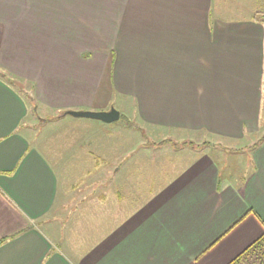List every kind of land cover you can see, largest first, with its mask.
Listing matches in <instances>:
<instances>
[{
    "label": "crops",
    "instance_id": "0c3cea01",
    "mask_svg": "<svg viewBox=\"0 0 264 264\" xmlns=\"http://www.w3.org/2000/svg\"><path fill=\"white\" fill-rule=\"evenodd\" d=\"M10 2L0 0V264H226L264 232L261 4ZM14 71L29 89L1 75ZM104 82L159 135H143L152 144L141 161L126 153L124 180L119 165L107 193L82 199L88 207L75 220L71 207L59 228L55 214L69 204L26 131L38 109L32 94L64 113L84 111L106 100Z\"/></svg>",
    "mask_w": 264,
    "mask_h": 264
},
{
    "label": "rangeland",
    "instance_id": "374dc122",
    "mask_svg": "<svg viewBox=\"0 0 264 264\" xmlns=\"http://www.w3.org/2000/svg\"><path fill=\"white\" fill-rule=\"evenodd\" d=\"M240 1L241 0H229L232 4H238ZM244 1L247 2L249 0ZM251 2L254 7L261 4V7L258 8L264 11V0H251ZM9 5H12V3L10 0H6V6ZM257 16L261 18L264 17V14L263 16L257 14ZM84 50L87 49L84 48ZM10 65L11 68L16 69L14 64ZM2 68L5 70L4 67ZM7 70L11 74L12 71L10 69H6V71ZM35 71L36 69L34 66L33 72ZM14 72L17 78L11 76V79L9 74L6 78L17 87L29 89L31 83L26 81L27 79L24 78L25 75L17 71ZM101 80L105 81L106 78H102ZM107 81L109 80L107 79ZM105 84V82L102 83L103 87ZM107 84L105 86L106 88L109 87ZM45 88L44 85V89ZM111 88L109 87V90L102 88V91H107H104V94L107 96L106 100L102 97L101 101L96 99L95 102L92 103L93 106L84 105L82 107L86 108V110H97L101 107H106L109 110L111 108H116L118 111L120 110L121 117L110 123L88 117H78V119L83 121L82 123L92 124L75 125L73 121L77 118L76 116L70 113H64L66 111L63 112L54 106L46 107L43 103H40V98H38L35 90L34 95L32 94V96H36V99H39L37 100L38 109L33 117H30V122H33V124L35 123V125L27 127L26 131L34 137L35 144L48 155L49 160L56 168L59 179L60 200L69 204L65 211L55 214L57 217V226L59 228L63 225L61 224V219H64V217L69 214L71 215L72 212L69 211L71 207L78 206L77 211L72 213V218L74 217L75 220L77 216H79V213L85 207H88L79 206L82 199L97 198L100 194L107 193L108 190L104 189V187L107 186L109 178L113 176L115 167H119V165L122 177L120 174L118 177L123 181L124 163L127 162L125 157L126 153H128L129 150L131 152L133 151V153L139 157L137 160L141 161V147L152 144L146 142L147 139L144 140L142 138L143 135L158 134L153 127H147L141 124L139 120L131 115L132 113H129L127 109L122 107L126 95L118 90L115 82ZM41 98H43L42 93ZM98 102H102V104L99 105ZM152 130H155V132ZM252 140H257V138ZM248 142L245 140L241 143L246 144ZM165 151V149H162L152 154H161L165 156ZM82 160L84 161L83 164ZM96 161L99 164L97 168L95 167ZM78 163L79 166H77ZM138 179H140V177H138ZM73 183L76 184L75 188H72ZM69 223L65 225L67 226Z\"/></svg>",
    "mask_w": 264,
    "mask_h": 264
},
{
    "label": "trees",
    "instance_id": "16d2710c",
    "mask_svg": "<svg viewBox=\"0 0 264 264\" xmlns=\"http://www.w3.org/2000/svg\"><path fill=\"white\" fill-rule=\"evenodd\" d=\"M264 14V11H256L255 19L263 20L264 17H258ZM2 76H7L5 72H1ZM15 234H13L14 236ZM8 237H3L0 239V244L5 241ZM226 264H264V232L260 234L256 239L249 243L245 248H243L236 256H234Z\"/></svg>",
    "mask_w": 264,
    "mask_h": 264
},
{
    "label": "water",
    "instance_id": "95a60500",
    "mask_svg": "<svg viewBox=\"0 0 264 264\" xmlns=\"http://www.w3.org/2000/svg\"><path fill=\"white\" fill-rule=\"evenodd\" d=\"M68 113L74 116L98 119L108 123L118 120L120 117V112L116 108H111L108 111L84 110V111H69Z\"/></svg>",
    "mask_w": 264,
    "mask_h": 264
}]
</instances>
